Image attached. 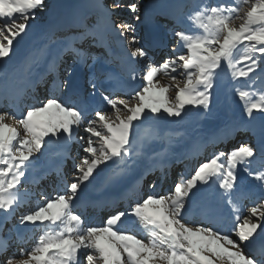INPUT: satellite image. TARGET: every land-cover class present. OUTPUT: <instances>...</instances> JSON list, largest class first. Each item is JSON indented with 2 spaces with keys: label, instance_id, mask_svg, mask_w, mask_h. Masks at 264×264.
I'll return each mask as SVG.
<instances>
[{
  "label": "snow or ice",
  "instance_id": "snow-or-ice-1",
  "mask_svg": "<svg viewBox=\"0 0 264 264\" xmlns=\"http://www.w3.org/2000/svg\"><path fill=\"white\" fill-rule=\"evenodd\" d=\"M46 6L45 0H0V61L15 55L14 41L23 39L29 22ZM99 7L118 37L135 45L128 55L133 63L143 65L142 85L124 97L102 92V107L86 106L73 93L67 101L52 96L21 112L0 111V212L4 214H14L25 202L28 194L22 181L47 144L63 143L67 149L76 142L82 152L72 182L20 217L21 225L34 226L40 233L35 245L22 250L20 258L0 257V264H264V246L251 250L257 240H264V198L243 209L236 195L241 170L264 187V119L258 145L242 143L213 154L167 194L139 197L136 184L143 177L135 175L138 122L163 115L179 118L186 109L208 110L225 71L233 80H255L258 77L252 74L258 69L264 73V0H224L199 7L188 17L194 30L171 29L172 55L159 63L150 56L159 46L157 38L138 36L144 24L142 0H111ZM125 9L135 14L132 22L113 19ZM72 51L86 62V53ZM243 62L246 66L240 67ZM68 75L72 76L71 70ZM161 75L175 83L162 84ZM131 79H137L135 68ZM90 88L95 95L97 85L90 83ZM235 93L249 121L257 114L264 117V89L255 90L250 84ZM110 168L112 182L124 197L136 198L127 209L93 225L78 211L79 195ZM213 185L237 213L230 230L216 216L206 223L188 217L187 208L202 187ZM150 188L155 189L156 183ZM129 217L143 225L146 235L124 227Z\"/></svg>",
  "mask_w": 264,
  "mask_h": 264
},
{
  "label": "rangeland",
  "instance_id": "rangeland-1",
  "mask_svg": "<svg viewBox=\"0 0 264 264\" xmlns=\"http://www.w3.org/2000/svg\"><path fill=\"white\" fill-rule=\"evenodd\" d=\"M110 2L111 0H45L47 5L46 8L42 11H37L36 19L29 22L31 27L27 31V34L23 36V39L17 38L19 43L14 41L15 55L11 58L19 56L22 57V59L20 64L15 67V70H12L10 78H16L18 74L25 75L29 73V68H31L34 63H37V61H35L37 54L34 53V50L31 48V44L37 39L39 42L51 41L60 46V51L58 50L59 55L57 54L55 57L59 56L57 59V63L60 64L59 71H63V75L61 74L59 76L61 80H64V77L69 70L72 71L78 65L79 69L82 71L84 69V75L87 79L84 84L85 92L81 93L80 96L85 102L91 95V100L87 102H91L93 97L96 104V95L99 97L98 100H101L102 92L110 93L109 87L110 85L113 86V83L110 82L108 86L105 84L110 76L112 78H119V80L131 81L130 78L133 68L137 69V82H134L133 84L140 82L138 83V86L140 87L142 81L138 76L143 65L131 62L132 60L128 55L130 48L135 47V45L130 46L128 40L118 37L117 33L112 29V26L104 19L102 9L99 7V5L109 4ZM125 2H132V0H125ZM221 2H224V0H142L144 8L141 17L144 20V24L140 26L138 36L143 37L145 36V33L152 32L151 30H153V33L156 35L161 36L159 46L154 47L153 50L150 51L152 61L154 63H159L165 56L172 55L170 48L174 41L171 29L178 27L187 31L194 30L188 17L199 7L211 6ZM229 2H231V0H229ZM134 15L135 14L131 13L130 10L125 9L122 12H118V15L114 16L113 19L117 22L122 20L132 22ZM68 23H73V25ZM236 23L238 24L239 21ZM115 37L120 40L117 45L114 43ZM72 48L79 49L81 52L86 53V62L82 63L76 53L72 51ZM121 50L124 51L126 55H119ZM127 60L130 61L129 65H126ZM246 63L247 62H243L239 66L244 67L246 66ZM3 64V61H0V66H3ZM100 65L103 66L102 71L99 69ZM125 67L131 68H128L127 71ZM52 71H54V66L51 63V65L49 64V68L40 73L39 80L41 83H45L49 79L44 86L52 83L50 82L54 77ZM45 74L47 79L46 77L44 78ZM252 75L257 76L258 78L255 80L244 78L233 80L230 71H225L222 74L219 87L213 90L214 96L212 104L208 110L190 109L189 111V109H186V113L188 111L189 113L177 118V120H180L176 122V119H174L175 117L170 118L166 115H163L158 120L146 121L154 123V126H156V124L159 126L172 125L169 130L166 129L163 132L159 131L157 135H154L151 138L154 148L161 151L158 153H162L165 148L173 144L177 145V141L182 145L180 143L181 141H184V144H196L199 138L203 136H205V140H208V138L210 139L208 143H206L207 147L194 159L190 158L189 154H174V156L172 155L168 161H158L160 167L145 168L143 165L142 167L145 169L139 176L143 178L139 181L138 185L136 184V194H138L139 197H144L146 194H151L152 192L167 194L174 188L175 183L179 182L181 177H185L188 173L192 174L200 162L210 158L215 153L221 151L228 152L242 143H249L252 145H258L260 143L262 135V119L260 118V115L257 114L255 120L249 121L243 112V107H240L242 105H239L240 101L235 93L236 88H247L250 84L255 90L264 89V73H260L258 69L257 72ZM56 76L57 74L54 77L55 81H59V77ZM158 79L161 80L162 84L175 83L170 81L169 77L163 75L158 77ZM37 80L38 78L36 81ZM61 80L60 83L58 82V88L56 86L57 90L53 95L52 89L47 92H45L44 89L43 91L40 90L41 92L39 90L33 92V89H29L34 86L31 84H26L23 88H17V95L14 94V96H8L6 98L5 96L7 95H1L0 111L21 112L26 110L28 106L35 105L47 98H51L52 96H57L67 101L72 95L66 93L69 92V87H63L62 85L64 82L61 83ZM55 81L53 83H55ZM93 82L97 85V88L95 90V95L92 96L91 93L93 90L90 88V83ZM22 83H24V81H21V84ZM38 87L40 88V86ZM23 90H25L24 98L22 97V100H20ZM122 90L125 89L122 88ZM117 91L118 89H115V95L124 97L126 94V92L123 93L122 91ZM127 91L130 92V90ZM5 92L8 93V90H3L0 94ZM170 94L174 95V91H170ZM13 99L18 101L17 105L15 104V101L13 103ZM93 104L94 103H92L91 106ZM94 106L95 105L92 107ZM239 109H241L242 112L236 114ZM9 122L11 123L12 121ZM140 123L143 122H138L137 124ZM223 130L232 131L230 134H227L228 138L221 139L220 133L222 134ZM81 134L83 135V133ZM49 146L50 144H47L45 148H42L41 153L36 154L37 159L35 160L33 167L30 169L32 170L30 174H36L38 178L34 179L33 182L30 178H26L22 181V190L26 191L28 194L25 198V202L12 215L4 216V214L0 212V257L4 255H14L16 258H20V252L22 250L27 251L35 245L36 239L40 233L34 230V226L21 225L20 217L23 214H26L29 210L35 209L38 204L43 203L44 197H51L57 192L62 191L65 187V183H70L73 180L75 164L80 162V157L82 155L81 144L74 142L73 151L68 154L66 153L63 158L55 161L53 164L51 163V160L54 158L58 159L56 157H58L59 154L53 153L48 155L45 151ZM190 159L192 160V163L189 162ZM169 161H172L171 172H166L165 175V167L161 165H166V163H168L167 165H170ZM62 163L65 164V166H61ZM96 181L92 183L94 184ZM154 182L156 183V188L152 189L150 188V185ZM237 183L239 185L237 193H244V191L253 186H256L257 188V190L255 189L256 191L249 190L248 195L241 193L238 196L236 193L243 209L251 207L253 202L264 198V187L261 186V182L254 180L242 170L241 179H239ZM101 186L102 184H100L97 189H101ZM254 188L255 187H253V189ZM216 190L217 188L215 191ZM220 190L221 189H219V194L222 196V190ZM259 191H262V195H255V193ZM120 193L121 192H119L118 195H115V198L119 196ZM85 194L86 191L83 188L79 197ZM106 194L108 193H105L102 196ZM110 197L111 194H108V197L106 195L105 199ZM97 198L98 196L95 200ZM135 198L136 196L134 195L126 200L122 199L121 195V198H119L121 206L117 202V204L115 203V207H112L113 210H110L111 207H107L108 210L103 212L100 211L101 213L98 212V207L92 209L91 207H93V205H89L88 210L87 207H79L78 211L83 213L84 218L88 222L93 225H99L106 222V219L116 211L127 209L131 200ZM110 199L111 202L113 198ZM116 199L118 200V198ZM221 199L225 206L227 204L226 201L223 198ZM194 205L195 202H191V205L187 208L188 217L190 216L189 219L198 223H206L209 219L206 221L198 215L194 216L191 214ZM215 205H218L219 207L218 203L214 204V206ZM227 206L229 208L231 207L230 205ZM228 207H226V209H229ZM214 208L218 209L216 207ZM243 215H247V212L244 211ZM227 222L229 225L232 223L230 218ZM133 225L134 226H131L133 227L132 230L146 235V233H144L143 225L135 218L133 220ZM263 244L264 240L261 241L260 245ZM5 247L7 248V251H4Z\"/></svg>",
  "mask_w": 264,
  "mask_h": 264
},
{
  "label": "bare ground",
  "instance_id": "bare-ground-1",
  "mask_svg": "<svg viewBox=\"0 0 264 264\" xmlns=\"http://www.w3.org/2000/svg\"><path fill=\"white\" fill-rule=\"evenodd\" d=\"M70 25H73V23H68ZM152 32H154L153 30H151ZM156 32V31H155ZM31 48L34 50V53L37 54V58L35 61H37V63H34L31 68H29V73L22 75V74H18L16 76V78H10V75L12 73V70H15V67L20 64L22 57H13L10 59H5V61L3 60V66H0V92L3 90H8V93L5 92L4 95H9V97L17 95V88H23L26 84H31L34 85V82L36 81V79L40 78V73L45 71L47 68H49V64L54 66V72H56V74L58 75V77L61 75V72L59 71L60 69V64L57 63V59L59 56L55 57L57 54L59 55V48L60 46L56 45L55 43L50 42H45V41H41L39 42L37 39L34 40L33 44H31ZM59 50V51H58ZM58 51V53H57ZM52 58V61H51ZM34 61V62H35ZM129 61V60H127ZM132 62V61H131ZM69 72V71H68ZM72 76L69 77L68 73H67V81L69 82V92H67L69 95H72L73 93L78 94L79 98L81 101H83L84 105L86 106H90L92 107L93 105H95L94 107H96V104L98 102L97 99V95H96V104L94 101V98L92 97V101L91 102H87L89 100H91V96L89 97V99L85 102V100L83 98H81L80 93L77 92L76 90H78V88L76 89H72V82L74 79H77L81 84H85L84 80L86 81V76L84 75L83 71L81 69H79V65L75 67V69H73L72 71ZM63 75V74H62ZM139 77V76H138ZM59 79L61 80V78L59 77ZM131 79V78H130ZM83 80V81H82ZM137 80V79H136ZM136 80L131 79V81H127V80H119V78H112L110 76V78L106 81V85L108 86V84L110 82L113 83V86L110 85L112 88L115 87V89H125L130 90V88L132 87V84L134 82H137ZM17 81V82H15ZM21 81L24 83L21 84ZM58 84V81H55V83L51 86L53 88H50L49 90L53 91V94H55L56 92V86ZM34 87V86H33ZM71 89V90H70ZM21 90V89H20ZM80 91H82L80 89ZM119 91V90H118ZM67 94V95H68ZM93 96V95H92ZM17 97V96H16ZM24 98V97H23ZM94 103L92 106L91 104ZM239 105H242L241 102H239ZM102 106V105H101ZM243 107V106H240ZM187 111V110H186ZM190 111V109H189ZM189 111L186 113L188 114ZM242 112L241 109L237 110L236 114ZM171 118V117H170ZM261 119H264V117H261ZM174 119L175 122L179 121L180 119L177 120V117H175ZM154 123L151 122H143L140 124H137L136 127V141H137V146H136V151L138 153V155L135 157L138 167H136L135 169V175L137 177H139L145 168L148 167H160V163L158 161H168V159L174 154H179V155H190V158H196L197 155L199 156L200 152L203 151V149H205L207 147L206 143H208V140H205V136L199 138L198 142L196 144H184V141H181L180 143L182 145L179 144V142L175 145H171L167 148L164 149V151L162 153H158L161 152L158 149L154 148L153 143L151 142V138L154 135H157L159 131L163 132L166 129L169 130V128H171V126L167 125V126H159L158 124H156V126L153 125ZM233 130V129H232ZM229 132V133H228ZM232 131L230 130H223L221 135V139H225L226 137L228 138L227 134H230ZM204 139V141H203ZM175 143V142H174ZM73 146V143L70 145ZM69 146V147H70ZM68 147V148H69ZM68 148L66 149L63 145V143H50L49 148L45 151L47 152L48 155H51L53 153L55 154H59L58 159H52L51 163L53 164L55 161L63 158L64 155H66ZM200 148V149H199ZM170 162V161H169ZM60 163V161H59ZM165 164V163H164ZM168 164V163H166ZM145 166V168H143L142 166ZM169 166V165H168ZM30 172H32V170H30L28 173H26V177L24 178V180L27 178H30L33 182L34 179L38 178L36 176V174L32 175V173L30 174ZM112 173H113V169H106L105 172H103V174L97 179V181L93 184V183H89L88 186L86 188H84V190L86 191L85 195L80 196V200H79V207H88L89 205H93L92 208L94 207H100V211H106L108 210L107 207H111L110 210H113L112 207H115V203L117 204L118 200L115 198V195H118L119 192H122V189L120 187H118L117 185H115L112 182ZM32 177V178H31ZM104 180V181H103ZM104 182L103 184L101 182ZM102 184L101 189H97V187ZM141 184V183H140ZM217 185H213L211 188H209L208 186H203L201 192L192 200V202H195V205L192 207L191 210V214L192 215H198L202 212V218H204V220L210 219L214 216H216L217 218H221L224 220H231V225H227V229H231L233 223H235L234 217L237 213H234V217H228L227 216L231 213H229L228 211L232 210L231 207L229 208L227 206V204L224 206L223 202L221 201L222 196H220L219 194V189ZM253 187H255L253 189ZM249 189H247L246 191L243 192H239L237 193L238 196L239 194H246L248 195L249 190L250 191H254L255 189L257 190L256 186H253ZM217 188V190L215 191V189ZM255 190V191H256ZM221 191V190H220ZM111 194L110 198H113V200L110 202V198H106L105 201L100 203V197L105 194ZM221 193V192H220ZM257 193V192H256ZM255 193V194H256ZM264 193V191H263ZM108 194L107 197H108ZM97 195L98 198L95 200L94 196ZM105 195V196H106ZM116 200V201H115ZM99 202V203H97ZM94 203V204H93ZM218 203V205H215ZM201 206V207H200ZM214 207L218 208L215 209ZM226 207H228L229 209H226ZM109 210V211H110ZM101 213V212H100ZM4 214V213H2ZM4 216H7V214H4ZM197 217V216H196ZM133 217H129L127 223L124 225L125 228H129V226H131V221L133 220ZM203 220V221H204ZM223 226V225H222ZM258 236L259 234V230L257 232ZM255 239V237H254ZM262 240H257L256 243H259V245L261 244ZM254 245H252L253 247Z\"/></svg>",
  "mask_w": 264,
  "mask_h": 264
}]
</instances>
